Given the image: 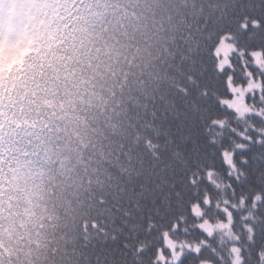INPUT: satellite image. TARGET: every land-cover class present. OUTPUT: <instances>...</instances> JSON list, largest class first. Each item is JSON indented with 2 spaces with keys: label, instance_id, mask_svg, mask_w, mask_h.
I'll return each mask as SVG.
<instances>
[{
  "label": "clouds",
  "instance_id": "1",
  "mask_svg": "<svg viewBox=\"0 0 264 264\" xmlns=\"http://www.w3.org/2000/svg\"><path fill=\"white\" fill-rule=\"evenodd\" d=\"M0 264H264V0H0Z\"/></svg>",
  "mask_w": 264,
  "mask_h": 264
}]
</instances>
